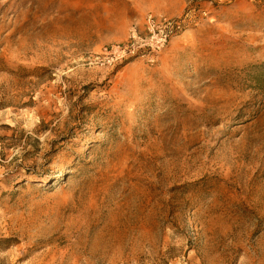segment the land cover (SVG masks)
<instances>
[{
  "label": "rangeland",
  "instance_id": "1",
  "mask_svg": "<svg viewBox=\"0 0 264 264\" xmlns=\"http://www.w3.org/2000/svg\"><path fill=\"white\" fill-rule=\"evenodd\" d=\"M0 264H264V0H0Z\"/></svg>",
  "mask_w": 264,
  "mask_h": 264
},
{
  "label": "built area",
  "instance_id": "2",
  "mask_svg": "<svg viewBox=\"0 0 264 264\" xmlns=\"http://www.w3.org/2000/svg\"><path fill=\"white\" fill-rule=\"evenodd\" d=\"M208 16V6L201 3H190L185 13L176 19L147 15L142 23L141 32H136L135 29L131 31V39L139 42V49L159 54L190 26L197 25L199 20H208ZM131 52L133 54L134 49Z\"/></svg>",
  "mask_w": 264,
  "mask_h": 264
}]
</instances>
